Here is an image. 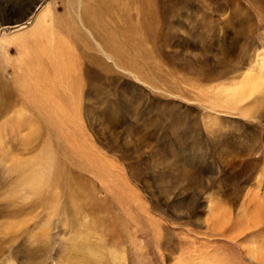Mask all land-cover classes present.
Listing matches in <instances>:
<instances>
[{
	"label": "rangeland",
	"instance_id": "1",
	"mask_svg": "<svg viewBox=\"0 0 264 264\" xmlns=\"http://www.w3.org/2000/svg\"><path fill=\"white\" fill-rule=\"evenodd\" d=\"M35 1L0 0V264H264V0Z\"/></svg>",
	"mask_w": 264,
	"mask_h": 264
},
{
	"label": "bare ground",
	"instance_id": "2",
	"mask_svg": "<svg viewBox=\"0 0 264 264\" xmlns=\"http://www.w3.org/2000/svg\"><path fill=\"white\" fill-rule=\"evenodd\" d=\"M37 2V0L34 2V4ZM188 0H146V1H143L142 3L145 5L147 3H150L152 4V12L154 13V20H156V17H160L162 19H165L166 20V17L168 16V14H170L173 9L175 10L176 8L178 9L179 8V5H182V4H187ZM138 6H142V5H138ZM32 8L29 10L28 14H27V17L31 14V11ZM139 10H141L139 8ZM142 11V10H141ZM149 13V14H152ZM148 11L145 10V13L144 14H147ZM147 14V15H149ZM142 15V14H141ZM45 18V17H44ZM46 19V18H45ZM39 20V21H38ZM38 24L37 25V29H36V37L34 39H32V42H30L32 45H35L37 44L38 46H40L39 48L42 50L43 54L47 55V50H50L51 48H56L58 50L61 51V56H64L65 57V50L63 49H67V44L66 42L62 39L60 40L59 38H56L55 35L53 34V31L51 30V28L48 26H45L43 23H44V20L42 19V17L40 19H38ZM60 27V25H59ZM81 27V26H80ZM47 32L45 35L44 33ZM63 34H65V36L68 37V39L70 40V42H76V38H77V34L75 33L74 35L70 34L69 32H67L65 29L64 31H62ZM35 35L32 33V36ZM35 39H38V41L41 43V45L38 44V41L35 42ZM3 40V39H2ZM7 43L10 42L12 39H8L7 38ZM10 40V41H9ZM18 40V39H17ZM5 40H3L4 42ZM6 42V41H5ZM19 42H21L22 44H25L24 43V39H19ZM45 42V43H43ZM74 45V43H73ZM42 46V47H41ZM75 46V45H74ZM74 46H69L70 48H73ZM53 48V49H54ZM116 51V50H115ZM116 52H119L118 50ZM26 61V60H25ZM42 65V64H41ZM32 67V66H31ZM42 68V67H41ZM32 69V68H31ZM70 69H73V64L68 62L66 65L62 66V72H69ZM35 70V69H34ZM44 70V69H43ZM33 71V70H32ZM45 72V70H44ZM32 73V72H31ZM77 73V72H76ZM56 74V72H55ZM59 74V73H58ZM86 75H88V80L90 81V76H91V79H95L96 81H99V75L98 74H91L90 75V71H87L86 72ZM94 75H97V77H94ZM45 77V76H44ZM49 77V76H48ZM74 77V76H73ZM57 79V78H56ZM65 79V78H64ZM44 80V79H43ZM97 85H101V83H97ZM253 85L249 86V87H252ZM71 89V88H70ZM248 89V87H247ZM72 90V89H71ZM75 91V90H74ZM79 91V90H77ZM254 91V90H253ZM252 91V92H253ZM252 92L250 94H252ZM246 98V97H245ZM34 100V99H33ZM248 109V108H247ZM252 109V108H251ZM250 109V110H251ZM249 110V112H250ZM256 110V108H255ZM247 112V111H246ZM254 111L251 110L250 113H253ZM255 113V112H254ZM249 114V113H248ZM38 178H40V175H38L36 177L35 180H37ZM259 261L262 263L263 260L259 259Z\"/></svg>",
	"mask_w": 264,
	"mask_h": 264
}]
</instances>
